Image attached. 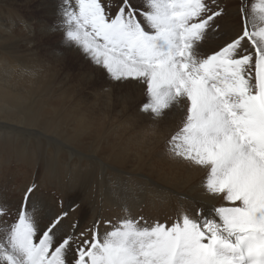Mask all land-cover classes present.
I'll use <instances>...</instances> for the list:
<instances>
[{
  "label": "snow or ice",
  "instance_id": "snow-or-ice-1",
  "mask_svg": "<svg viewBox=\"0 0 264 264\" xmlns=\"http://www.w3.org/2000/svg\"><path fill=\"white\" fill-rule=\"evenodd\" d=\"M48 30L103 92L140 85L141 113L179 116L168 151L204 171L207 196L175 219L81 227L66 222L78 203L48 208L32 182L0 201V264H264V0L234 19L222 0H60Z\"/></svg>",
  "mask_w": 264,
  "mask_h": 264
},
{
  "label": "bare ground",
  "instance_id": "bare-ground-1",
  "mask_svg": "<svg viewBox=\"0 0 264 264\" xmlns=\"http://www.w3.org/2000/svg\"><path fill=\"white\" fill-rule=\"evenodd\" d=\"M33 4L47 24L29 20ZM223 4L234 19L239 0ZM59 5L0 0V176L13 164L30 180L16 187L3 183L0 201L15 204L29 184L40 181L32 200L51 209L78 203L66 222L81 227L126 215L175 219L183 206L207 196L204 171L168 151L179 116L153 120L137 101H120L113 90L101 94L99 76L68 66L60 32L48 30L57 23ZM53 33L60 38L48 43ZM88 90L93 98L84 100ZM156 122L160 128L151 125ZM134 137L138 145L131 143Z\"/></svg>",
  "mask_w": 264,
  "mask_h": 264
},
{
  "label": "rangeland",
  "instance_id": "rangeland-1",
  "mask_svg": "<svg viewBox=\"0 0 264 264\" xmlns=\"http://www.w3.org/2000/svg\"><path fill=\"white\" fill-rule=\"evenodd\" d=\"M226 1L227 0H223L222 2L225 3ZM21 14L25 15L26 13L22 12ZM27 16L29 17L30 21L34 22L33 25L35 24V22L36 23H38V22L42 23L43 22V24L44 23L47 24L45 15L41 11L40 7L36 6L34 4H33V7H31L29 9V11L27 12ZM47 19L49 20L50 18H48V16H47ZM50 20H52V19H50ZM55 33L52 34L51 38L48 40V43H52L53 44L55 42V40H58L60 38L59 36H55ZM65 53H66V56H67L66 62L68 64V66H70L72 69H74V70L81 69L82 71H90L89 68H88L87 63L81 57H79L73 50H69L68 52L65 51ZM99 79L101 80V78H98V80ZM113 92H114V96L117 97L120 101H124V99L127 98V99H131L133 101H137L138 105H140V106L145 102V99H146V97L143 94L142 87L140 85L133 84V85H129V86H122V87L113 89ZM86 94H88V95H87V98H85L84 100H88L89 98L90 99L93 98L92 97L93 95L91 94V92L89 90L86 92ZM101 94H104V92L102 91ZM95 97H97V95ZM134 115L135 114H133V116ZM149 124H151V123H149ZM151 125L154 126V127L160 128L161 125H162V122H156V123L151 124ZM123 126L125 127V124H123ZM115 129H121V123L117 124ZM148 129L151 130L150 127ZM144 134H148V131H145ZM136 136L138 137V134H136ZM131 143L133 145H138L137 138L134 137V140ZM11 168L12 169L7 171V172H4V170H3L4 175L0 176V178H1L0 179V186L3 185V183L7 182V183L11 184L12 187H14V186L16 187V185L17 186L21 185V184L23 185V184H26V183H28L30 181V180L26 181L27 178H28V175L24 176L25 171L18 170V168L15 167V165H13V164H11ZM11 171H12V173H11ZM23 181H26V183H24ZM37 184L40 186L41 182L38 181ZM42 185L43 184H41V186ZM1 192H3V191H1Z\"/></svg>",
  "mask_w": 264,
  "mask_h": 264
}]
</instances>
